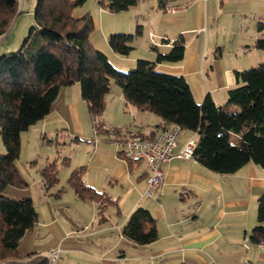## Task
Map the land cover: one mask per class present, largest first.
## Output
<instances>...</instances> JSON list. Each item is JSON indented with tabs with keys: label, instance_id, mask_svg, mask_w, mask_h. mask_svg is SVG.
<instances>
[{
	"label": "crops",
	"instance_id": "0c3cea01",
	"mask_svg": "<svg viewBox=\"0 0 264 264\" xmlns=\"http://www.w3.org/2000/svg\"><path fill=\"white\" fill-rule=\"evenodd\" d=\"M126 12L127 28L118 20L107 30V39L141 25L135 40H146L147 46L133 57L116 53L106 43L96 47L116 67L118 62L121 68L132 67L136 59L146 58L160 71L184 76L198 103L209 94L217 107L226 104L229 90L239 85L235 71L264 62V49L254 46L264 38V0H139ZM180 35L186 40L182 60L157 62L151 45L167 53ZM164 126L159 116L128 103L121 88L112 86L105 112L93 118L80 85L64 87L54 110L21 135L22 150L25 137L39 145L56 144L55 153L34 160L46 211L42 215L37 209L40 219L31 231L40 226L50 249L75 252L70 264H264V250L250 239L259 224L258 199L264 193L260 164L249 162L232 174L211 171L194 158L179 156L189 139L197 140L195 132L183 130L173 156L163 165L165 178L155 197L143 195L148 169L142 161L125 160L124 143L131 137L155 138ZM67 143L79 154L62 152L58 145ZM53 161L58 172L66 170L69 177L84 167V183L111 199L103 213L97 201L80 198L72 187L70 199H65V186L53 191L59 183L46 188L41 170ZM72 205L77 207L73 214ZM138 207L148 209L156 221L159 238L150 244H136L123 233ZM66 257L60 256L58 264H65Z\"/></svg>",
	"mask_w": 264,
	"mask_h": 264
},
{
	"label": "trees",
	"instance_id": "16d2710c",
	"mask_svg": "<svg viewBox=\"0 0 264 264\" xmlns=\"http://www.w3.org/2000/svg\"><path fill=\"white\" fill-rule=\"evenodd\" d=\"M19 1L0 0V37L21 13ZM86 1L35 0L34 24L20 48L0 56V137L6 148L0 152V264L53 263L46 253L19 250L26 232L38 224L39 213L32 198L6 197L4 191L9 185H28L16 167L22 132L54 110L64 87L78 83L90 115L97 118L105 112L106 95L115 83L128 103L159 116L164 125L178 123L183 130L195 132L193 158L207 169L232 174L249 162L264 168V62L235 71L239 85L229 90L226 104L217 107L209 94L198 103L184 76L160 71L156 62L139 58L130 71L117 69L90 40L95 27L92 15L74 14V9ZM138 1L98 2L102 8L119 13ZM141 27L137 25L135 33L109 34V45L116 53L129 56ZM254 46L264 49V38H258ZM151 48L157 51V62H179L186 40L180 35L167 53L158 51L156 45ZM220 49L216 50L218 56ZM83 172L84 167H80L71 173L70 186L80 198L97 201L101 214L111 199L87 186ZM58 173L56 161L41 170L47 189L59 183ZM257 217L259 224L250 239L258 244L264 241V193L258 199ZM123 233L139 245L159 238L155 218L144 207L131 214Z\"/></svg>",
	"mask_w": 264,
	"mask_h": 264
},
{
	"label": "rangeland",
	"instance_id": "374dc122",
	"mask_svg": "<svg viewBox=\"0 0 264 264\" xmlns=\"http://www.w3.org/2000/svg\"><path fill=\"white\" fill-rule=\"evenodd\" d=\"M98 1L99 0H87L82 6L76 7L74 9V14L76 16H81L89 12L93 17L94 26H95L94 30L92 31L90 35L91 42L93 43L94 46H102L104 45V43L109 45L108 39L106 37L107 30H112L113 28H115L116 26L115 24H117L118 20H119L118 23L122 24L121 28H127L124 26H125L126 13L128 12L122 11L119 13L112 14L109 10L102 8L99 5ZM34 7H35V0H20L19 1V10H21V13L15 17L9 29L7 30L6 34L0 37V56L8 52V50L15 51L20 48L24 38L27 36L29 32L30 27L34 24ZM101 8L104 10L103 11L104 14H102V11H100ZM131 28L130 30L132 31H121V32L135 33L137 25H136V28L134 29H131ZM139 38L140 36H136L135 39H139ZM214 38H215V35H213L212 40H214ZM135 39H134L133 45H135L136 48H134V50L132 51L129 57H133V55L140 52V48L147 46L146 40L139 41ZM251 55H252L251 57H254L253 53ZM112 60L115 61L113 57H112ZM124 63L127 64L128 62H124ZM117 64H118L117 65L118 67L116 66L115 67L124 72L130 71L132 68L136 66V63H135L132 67H126V65H123L125 67L121 68L122 66L121 63L118 62ZM251 66L252 65H250L246 69L251 68ZM112 86L113 88L114 87L120 88L115 83H113ZM186 133L188 134L190 132L186 131ZM47 144L48 143H45V145L35 144L34 138L31 141H27L25 137L24 149L21 151L20 157L16 161V167L20 175L23 177V179L27 182L28 185L23 188L9 185L4 191V195L10 198L20 199L23 197H31L34 201V204H36L37 209L40 211L42 215L43 213L45 214V211H46V201L44 198L45 192L43 189V182L41 181L39 177L38 171L34 167V160L39 159L41 162L45 159L48 151H53V153L56 152V144H53L52 146H49V147L47 146ZM58 147L59 149H61L62 152L72 151V157H75L77 153L79 154L80 152V150L78 148H75V146L72 143H67L66 145L62 144L61 146L58 145ZM5 151H6V148L0 137V152L4 153ZM69 174L70 173H68V171L66 170L60 171L59 184L53 190L55 191L59 187L65 186V190H67L65 199L66 198L70 199L71 197H73V196H70V194H72L73 191L67 180L69 177ZM75 205L74 206L72 205V208L69 209V212L71 214L76 213L77 207ZM45 239L48 240L47 237L45 238L44 236V230H42V228L38 226L33 232L31 230L26 232L25 236L22 238L21 243L19 245V250L22 251L23 253L29 252L32 250L38 251V252H42L44 250H49V251L52 250L50 249L51 247L48 246ZM85 241L86 243H88V240L85 239ZM67 254L69 255V253H66V252L64 253L63 251L60 250V256L63 259L66 257V256L64 257V255H67ZM69 258L71 259L77 258L75 252H71L70 255L66 257V261L64 262L65 264H70ZM51 264H58V262L56 261Z\"/></svg>",
	"mask_w": 264,
	"mask_h": 264
},
{
	"label": "built area",
	"instance_id": "2783aa9c",
	"mask_svg": "<svg viewBox=\"0 0 264 264\" xmlns=\"http://www.w3.org/2000/svg\"><path fill=\"white\" fill-rule=\"evenodd\" d=\"M183 128L178 123H170L157 133L155 138L131 137L124 143L123 156L126 161H142L148 169L146 187L143 195L155 197L156 189L163 183L165 172L163 165L173 156ZM197 140L189 139L181 149L179 156L193 158ZM264 250V241L258 243ZM50 262L60 259V249H52L47 253Z\"/></svg>",
	"mask_w": 264,
	"mask_h": 264
}]
</instances>
